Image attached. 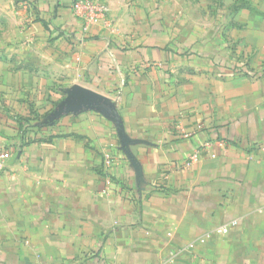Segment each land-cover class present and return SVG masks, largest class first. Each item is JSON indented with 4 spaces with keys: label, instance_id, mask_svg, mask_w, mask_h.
Segmentation results:
<instances>
[{
    "label": "crops",
    "instance_id": "obj_1",
    "mask_svg": "<svg viewBox=\"0 0 264 264\" xmlns=\"http://www.w3.org/2000/svg\"><path fill=\"white\" fill-rule=\"evenodd\" d=\"M105 1L0 0V264H264V0Z\"/></svg>",
    "mask_w": 264,
    "mask_h": 264
},
{
    "label": "built area",
    "instance_id": "obj_2",
    "mask_svg": "<svg viewBox=\"0 0 264 264\" xmlns=\"http://www.w3.org/2000/svg\"><path fill=\"white\" fill-rule=\"evenodd\" d=\"M27 5V4H25ZM70 10L74 16L81 22L84 32L95 25H103L109 27L110 21V8L105 0H73L70 5ZM9 153L0 150V163L4 162L9 157ZM197 153L193 154L192 158H196ZM110 164V158L107 160ZM238 224L237 220H232L219 228V233L226 234L229 230Z\"/></svg>",
    "mask_w": 264,
    "mask_h": 264
},
{
    "label": "water",
    "instance_id": "obj_3",
    "mask_svg": "<svg viewBox=\"0 0 264 264\" xmlns=\"http://www.w3.org/2000/svg\"><path fill=\"white\" fill-rule=\"evenodd\" d=\"M83 102H86L85 100H82Z\"/></svg>",
    "mask_w": 264,
    "mask_h": 264
}]
</instances>
